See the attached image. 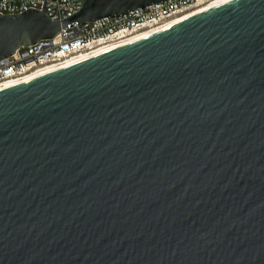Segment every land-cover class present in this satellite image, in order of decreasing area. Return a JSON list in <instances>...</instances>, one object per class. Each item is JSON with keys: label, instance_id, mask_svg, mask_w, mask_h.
Masks as SVG:
<instances>
[{"label": "water", "instance_id": "obj_1", "mask_svg": "<svg viewBox=\"0 0 264 264\" xmlns=\"http://www.w3.org/2000/svg\"><path fill=\"white\" fill-rule=\"evenodd\" d=\"M165 0L0 15V60ZM0 264H264V0L0 91Z\"/></svg>", "mask_w": 264, "mask_h": 264}, {"label": "built area", "instance_id": "obj_2", "mask_svg": "<svg viewBox=\"0 0 264 264\" xmlns=\"http://www.w3.org/2000/svg\"><path fill=\"white\" fill-rule=\"evenodd\" d=\"M85 1L45 0L46 15L51 21H62L77 13ZM209 1L165 0L121 17L99 19L79 28L60 30L51 40L20 47L1 59L0 86L17 82L46 66L64 63L93 50L127 46L129 44H122L143 31L165 25L181 13ZM31 9L41 11V0H0V15L21 14Z\"/></svg>", "mask_w": 264, "mask_h": 264}, {"label": "bare ground", "instance_id": "obj_3", "mask_svg": "<svg viewBox=\"0 0 264 264\" xmlns=\"http://www.w3.org/2000/svg\"><path fill=\"white\" fill-rule=\"evenodd\" d=\"M234 1H236V0H211V1H209L203 5H200L196 8H193L192 10L181 13L180 15H178L177 17H175L174 19H172L171 21H169L165 25L143 31L141 34H139L138 36H136L132 40L125 42L122 45L133 44L135 42L142 41L144 39H148L154 35L160 34L166 30H169L170 28H173L174 26H176V25H178V24H180V23H182V22H184L190 18H193V17L198 16L202 13L208 12L210 10H213L215 8L229 4V3L234 2ZM113 49H117V48L112 46V47H108V48H104V49L93 50V51L81 54L80 56H78L74 59H71L69 61H66L64 63H60L58 65L46 66L45 68L37 71L36 73H34V74H32V75H30V76H28L22 80L0 86V91L14 87V86H19V85L25 84L27 82H30V81L36 79V78L42 77L44 75H47V74H50L53 72L64 70L68 67L74 66L76 64H79V63H82L84 61L93 59L97 56H100V55H102V54H104L110 50H113Z\"/></svg>", "mask_w": 264, "mask_h": 264}]
</instances>
